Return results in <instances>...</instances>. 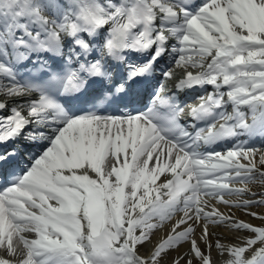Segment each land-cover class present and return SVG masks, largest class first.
<instances>
[{"label":"snow or ice","instance_id":"6c2138e0","mask_svg":"<svg viewBox=\"0 0 264 264\" xmlns=\"http://www.w3.org/2000/svg\"><path fill=\"white\" fill-rule=\"evenodd\" d=\"M5 46L17 62L47 52L62 63L37 56L36 74L21 81L0 62L8 81L0 83V144L35 145L0 151V264H162L183 243L188 255L171 264H215L205 247L221 226L246 234L232 244L217 237L226 264H264V216L251 210L264 205V192L250 187L264 185V152L257 159L249 147L264 139V0H0L7 60ZM165 58L171 65L137 106V86ZM169 79L178 82L166 94ZM98 83L118 114H98ZM206 85L213 91L182 121L179 94ZM164 171L172 178L156 184ZM211 201L262 225L206 210ZM178 212L166 237L141 254Z\"/></svg>","mask_w":264,"mask_h":264},{"label":"bare ground","instance_id":"6f19581e","mask_svg":"<svg viewBox=\"0 0 264 264\" xmlns=\"http://www.w3.org/2000/svg\"><path fill=\"white\" fill-rule=\"evenodd\" d=\"M178 69H176L177 71ZM260 152H264V149L262 151H259L257 153V159L258 156L260 154ZM237 186H241L239 184H235ZM251 191L252 192H256V193H260V192H264V185H261L260 183L257 182V184H252L251 186ZM236 195L233 198V196L231 197L230 200H234L236 199ZM245 198H249V197H245ZM253 199H258L259 196L256 197H251ZM252 211H255L258 213V215L260 216H264V205H256L254 206L252 209ZM229 211H231L236 217H238L239 219H242L246 222H250L255 226H261L262 225V221L260 219L251 217L249 215L244 214L241 211H237L236 209H229L225 206H222L221 212L223 213H228ZM164 230V229H163ZM213 232V236L211 237V241L210 243L212 244V247L209 249L207 247H205L204 245H202V247H205V252L211 254L212 258L214 259V261L220 260L218 257L221 256L220 258H225L228 257L227 255H223L224 253H221L215 246V241L217 239V237L221 238V242L224 244H232L235 242V240L237 239H243L244 236L246 235L245 233H236L234 231H228L225 227H215L210 229ZM156 236L155 233L151 234V240L154 239V237ZM200 236V230L197 229L196 231V237ZM188 247L189 245L187 243H183L182 245L178 246L175 250L169 251L167 256L164 257L163 264H171V261L173 259H175L176 257H178L179 255H184L187 256L188 255ZM140 249H143L140 248Z\"/></svg>","mask_w":264,"mask_h":264}]
</instances>
